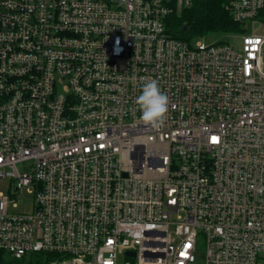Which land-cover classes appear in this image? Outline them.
Returning a JSON list of instances; mask_svg holds the SVG:
<instances>
[{
	"label": "built area",
	"instance_id": "2783aa9c",
	"mask_svg": "<svg viewBox=\"0 0 264 264\" xmlns=\"http://www.w3.org/2000/svg\"><path fill=\"white\" fill-rule=\"evenodd\" d=\"M191 3L0 0V252L264 264V35L171 36ZM229 9L264 23V0ZM146 78L170 97L158 129L135 104ZM26 188L33 210L11 214Z\"/></svg>",
	"mask_w": 264,
	"mask_h": 264
},
{
	"label": "trees",
	"instance_id": "16d2710c",
	"mask_svg": "<svg viewBox=\"0 0 264 264\" xmlns=\"http://www.w3.org/2000/svg\"><path fill=\"white\" fill-rule=\"evenodd\" d=\"M230 4L231 0H192L191 5L167 18V31L171 36L189 42L213 31H242V24L232 16ZM50 256L34 252L21 260L27 261V264H42ZM11 260L7 254L0 252V261L9 263Z\"/></svg>",
	"mask_w": 264,
	"mask_h": 264
},
{
	"label": "rangeland",
	"instance_id": "374dc122",
	"mask_svg": "<svg viewBox=\"0 0 264 264\" xmlns=\"http://www.w3.org/2000/svg\"><path fill=\"white\" fill-rule=\"evenodd\" d=\"M242 29H247V31L251 34L253 33H261L264 35V23L261 20H253L249 19L242 25ZM242 35L241 31H213L208 34L198 36L194 38V42H202L206 44L213 43H227L235 48L242 47ZM20 169L23 171V167L20 166ZM0 191L5 195L10 194V179L7 178L5 180L0 181ZM34 207L33 194L29 192L26 188L21 194H19L16 198H11L9 212L11 214H19L23 212H31ZM10 264H27L28 262L25 260L12 259Z\"/></svg>",
	"mask_w": 264,
	"mask_h": 264
},
{
	"label": "clouds",
	"instance_id": "9594fccd",
	"mask_svg": "<svg viewBox=\"0 0 264 264\" xmlns=\"http://www.w3.org/2000/svg\"><path fill=\"white\" fill-rule=\"evenodd\" d=\"M140 120L154 129L162 127L168 119L170 97L161 90L156 79L146 78L135 100Z\"/></svg>",
	"mask_w": 264,
	"mask_h": 264
},
{
	"label": "water",
	"instance_id": "95a60500",
	"mask_svg": "<svg viewBox=\"0 0 264 264\" xmlns=\"http://www.w3.org/2000/svg\"><path fill=\"white\" fill-rule=\"evenodd\" d=\"M187 29H188V27H187Z\"/></svg>",
	"mask_w": 264,
	"mask_h": 264
}]
</instances>
